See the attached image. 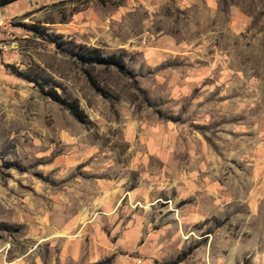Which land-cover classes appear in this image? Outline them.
<instances>
[{
  "label": "rangeland",
  "instance_id": "1",
  "mask_svg": "<svg viewBox=\"0 0 264 264\" xmlns=\"http://www.w3.org/2000/svg\"><path fill=\"white\" fill-rule=\"evenodd\" d=\"M0 264H264V0L0 5Z\"/></svg>",
  "mask_w": 264,
  "mask_h": 264
},
{
  "label": "trees",
  "instance_id": "2",
  "mask_svg": "<svg viewBox=\"0 0 264 264\" xmlns=\"http://www.w3.org/2000/svg\"><path fill=\"white\" fill-rule=\"evenodd\" d=\"M16 0H0V5H6L11 2H14ZM80 56L82 59H87L91 61V63H101L105 62L108 64L115 65L120 71L124 70V60L122 58V54H111L108 56H102L97 48H89L86 47V51L80 53ZM50 97L57 102H59L61 105H63L72 115L75 119H77L80 122H84L86 120V113L84 110L80 107L79 103L75 99H68L64 96H61L58 94L55 90L50 92Z\"/></svg>",
  "mask_w": 264,
  "mask_h": 264
},
{
  "label": "crops",
  "instance_id": "3",
  "mask_svg": "<svg viewBox=\"0 0 264 264\" xmlns=\"http://www.w3.org/2000/svg\"><path fill=\"white\" fill-rule=\"evenodd\" d=\"M17 1V0H16ZM15 2V1H14ZM12 3V2H11ZM10 4V3H9Z\"/></svg>",
  "mask_w": 264,
  "mask_h": 264
}]
</instances>
